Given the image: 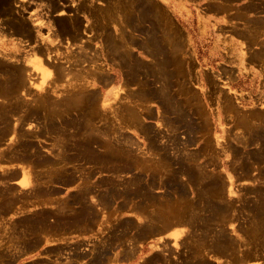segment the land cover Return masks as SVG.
Returning a JSON list of instances; mask_svg holds the SVG:
<instances>
[{"label": "rangeland", "instance_id": "374dc122", "mask_svg": "<svg viewBox=\"0 0 264 264\" xmlns=\"http://www.w3.org/2000/svg\"><path fill=\"white\" fill-rule=\"evenodd\" d=\"M254 251L264 0H0V264Z\"/></svg>", "mask_w": 264, "mask_h": 264}, {"label": "crops", "instance_id": "0c3cea01", "mask_svg": "<svg viewBox=\"0 0 264 264\" xmlns=\"http://www.w3.org/2000/svg\"><path fill=\"white\" fill-rule=\"evenodd\" d=\"M208 260L211 264H264V251H254L234 258L226 257L224 252H215Z\"/></svg>", "mask_w": 264, "mask_h": 264}, {"label": "bare ground", "instance_id": "6f19581e", "mask_svg": "<svg viewBox=\"0 0 264 264\" xmlns=\"http://www.w3.org/2000/svg\"><path fill=\"white\" fill-rule=\"evenodd\" d=\"M251 35V34H250ZM81 229V228H80Z\"/></svg>", "mask_w": 264, "mask_h": 264}]
</instances>
